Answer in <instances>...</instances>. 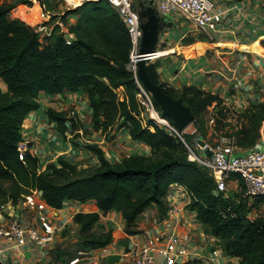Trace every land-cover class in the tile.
Returning <instances> with one entry per match:
<instances>
[{
	"label": "trees",
	"instance_id": "trees-1",
	"mask_svg": "<svg viewBox=\"0 0 264 264\" xmlns=\"http://www.w3.org/2000/svg\"><path fill=\"white\" fill-rule=\"evenodd\" d=\"M40 1L49 5L47 0ZM19 3L28 6L31 1ZM16 4L0 1V81L5 87V91L0 89V206L8 201L16 203L30 190H37L45 203L56 209L65 201L94 202L100 214L73 215L72 223L78 227L75 253L67 255L70 249L56 250L55 259L60 261L78 252L110 245L112 231L100 222V216L110 211L121 215L126 235L138 234L139 216L153 206L160 215L164 214L166 193L170 185L177 183L189 192L187 210L195 213L196 222L207 235L219 240L226 256L240 258L239 264H264V220L247 218L251 207L264 201V197L247 205L241 196L226 199L214 194L215 183L208 171L189 162L180 139L144 114L136 98L138 84L141 85L137 69H129L126 27L113 7L106 0H87L65 11L60 16L64 24L69 16L75 17L74 24L68 27L74 40L67 45L57 27L40 42L33 28L10 17ZM146 71L151 82L164 93L174 100L181 99L190 108L196 124L195 135H183L170 119L161 118L187 144L193 142L194 136L204 139L199 122L206 110L218 109L221 104L218 95L194 86L175 89L159 79L157 65L147 64ZM66 92L80 93L87 100L92 131L113 138L124 129L132 141L146 145L150 154L129 155L110 162L100 147L88 145L86 150L96 156L98 165L85 175H79L77 166L61 157L42 169L39 159L30 151V144L25 145L24 161H20L22 125L29 113L40 110L39 96ZM153 105L160 112L154 102ZM44 112L62 138L82 130L81 120L73 113L50 108ZM242 118L245 124L233 135L238 146L249 148L264 121V102L246 109ZM216 123L220 121L216 119Z\"/></svg>",
	"mask_w": 264,
	"mask_h": 264
},
{
	"label": "crops",
	"instance_id": "crops-1",
	"mask_svg": "<svg viewBox=\"0 0 264 264\" xmlns=\"http://www.w3.org/2000/svg\"><path fill=\"white\" fill-rule=\"evenodd\" d=\"M47 1L51 6L52 3L57 2L58 4L60 0ZM84 1L87 0H69L68 3L73 5L70 6L66 3V0H61L57 6L61 11L56 14L62 15L65 11L79 6ZM211 1L214 4V9L222 12L221 22L216 25L215 30L212 32H191L186 22L178 19L174 20L173 18L164 26L157 45L158 50H164L158 53V56L162 57L160 60L158 59V64L156 63L157 73L161 81L168 82L175 89L182 86H194L218 95L221 100L220 105L223 108L225 107L224 110L231 109L235 111L234 116L237 118V115L243 114L251 106L264 102V0ZM23 6L25 7V5ZM74 22L75 17L69 16L65 25L69 27ZM175 66L177 69L172 72L171 67L175 68ZM0 86H2L0 89L5 91L1 81ZM48 97L50 96L45 94L39 96L42 108L27 115L21 130L22 144H30V150L36 153L42 169L46 164L54 162L58 157L57 154L60 155L66 152L68 147L74 148V144L69 141L71 135L65 138L67 143L62 144L64 141L55 132L54 124L48 122L43 107L45 106L43 100ZM62 97L64 98L62 99L64 102L62 111L69 104L73 105V110L76 111L79 108L76 107V100L79 104L81 100L87 102L80 93L66 92L51 96L55 100ZM57 110L60 111V109ZM75 113L73 112V114ZM225 120L231 122L230 119ZM241 120L239 127H241L242 122L245 124L242 118ZM85 126L89 127V122ZM234 131H237V128ZM197 138L200 137L194 136L192 141ZM100 143H103V141ZM105 144V147L100 144V148L106 152L109 149L108 155H105V157L107 156L106 158L110 162L128 156L129 153L134 151L132 150L133 146L138 148L135 151L141 153V155L150 154L146 145L132 141L124 129L117 131L113 140L109 142V148L108 142ZM129 150L131 152L127 153ZM231 186H237L236 181H231ZM186 200L183 195H177L173 201L166 202L167 209L162 215L158 213L155 206L144 211L137 221L139 233L131 237L124 233L125 223L119 213L110 211L107 215L100 216V222L112 231L111 244L96 251L101 256V264H132L134 258L133 244L142 247L145 245L146 240L157 232L169 234L173 230L176 232L190 230L197 242L195 245L190 244L192 249H199L198 246H203V241L209 239V235L204 232L203 227L195 221L193 215L183 212L178 213L187 204L188 201ZM17 212L22 218L28 217L21 210ZM79 212L92 213L98 211L92 201L84 204L76 201H65L62 213L56 219V223L61 225L63 230L58 235L54 247L50 250L39 247H26L23 251L11 255L7 263L67 264L73 258L78 257L81 252L76 253L73 257H63L62 260H58L56 263L50 262L51 253L58 249L67 250L71 244V242H65L68 227L77 231V238L74 240L73 245L78 242V227L72 223V218L75 213ZM206 251H208V248H205L204 252ZM231 261L233 264L240 262L238 257L232 258ZM79 264L90 263L82 259ZM187 264L202 263L192 260Z\"/></svg>",
	"mask_w": 264,
	"mask_h": 264
},
{
	"label": "built area",
	"instance_id": "built-area-1",
	"mask_svg": "<svg viewBox=\"0 0 264 264\" xmlns=\"http://www.w3.org/2000/svg\"><path fill=\"white\" fill-rule=\"evenodd\" d=\"M30 1L31 5L22 6L25 10L21 11L22 14L19 18L30 24V27L38 34L40 42H43L44 38L51 34L54 27H57L58 33L64 36L65 43L69 45L74 40V35L60 20V16L52 20L54 22H51V14L41 1ZM106 1L113 7L119 19L125 25L130 43V63L132 57L136 61L142 30L139 15L136 9L133 8V0ZM155 10L160 17L172 16L174 20L178 19L186 22L191 32H212L215 30L216 25L221 22L222 16L220 10L214 9L211 0H157ZM157 53L158 51L151 54L148 62L162 57H156ZM134 70L135 65H133ZM138 89L139 92L136 98L138 104L144 110V114L180 139L186 148L187 160L207 170L212 176L215 183L214 194H219L226 199L232 197V193H229L228 190V181L232 180L236 181L237 184L238 182L243 183L245 191L241 198L247 205H251L257 198L264 197V121L261 122L258 128V136L254 145L249 148L238 146L235 136L229 132L220 133L213 144H208L202 138H197L205 142L203 147L196 143L197 139H194L191 144H187L181 134L168 121L160 118L154 108L150 94L139 84ZM118 94L122 97V89L118 90ZM59 100H55L50 96L43 100L45 103L43 107L54 111H58L57 109L62 111L64 102L61 100L62 103H60ZM38 102L41 106L40 99H38ZM80 102L81 111L80 113L77 111L75 115L82 121L90 110L87 102H83V100ZM140 118L144 121L143 114L140 115ZM75 133H81V130ZM25 145H20L18 149V159L22 162L26 151ZM206 149L210 151V156L205 155ZM33 154L36 156V153ZM179 194L183 195L188 202L182 211L178 213H188L195 218V213L187 210L190 195L184 186L177 183L170 185L165 201H173ZM235 200L238 202V199ZM62 209L63 206L56 209L47 205L37 190H30L27 194L22 195L16 203L8 201L1 205L0 264H8V258L11 255L23 251L26 247L52 249L58 235L63 230V227L56 223ZM18 210L25 212L28 217L22 218L17 212ZM248 213L247 218L253 220L248 217ZM196 243V239L190 230L184 232L173 230L169 234L157 232L146 240L144 246L139 247L133 244L134 258L132 264H187L192 260L202 264H233L231 259L234 257L225 255L217 238L209 235V239L203 241V246L200 245L198 246L199 249L194 250L191 245ZM205 248H208V251L204 252ZM96 251L79 253L78 257L73 258L67 264H79L82 259L87 260L90 264H101V256Z\"/></svg>",
	"mask_w": 264,
	"mask_h": 264
},
{
	"label": "rangeland",
	"instance_id": "rangeland-1",
	"mask_svg": "<svg viewBox=\"0 0 264 264\" xmlns=\"http://www.w3.org/2000/svg\"><path fill=\"white\" fill-rule=\"evenodd\" d=\"M0 1H4L7 3H14V2L17 3L16 5H18L17 6L18 8H16L15 10H12V12L10 13L11 18H19L17 16H20L21 11L25 10V8L22 7L24 4L19 3V0H0ZM68 1L69 0H66V3L70 6H73V5L69 4ZM60 2H61V0L58 1V4H57V2L52 3L51 6L45 4L46 9L50 11L51 22H54V21H52V18H54L53 20H55L59 16H62L60 14H56V13H60V11H61L57 7ZM143 2H145L144 4H146L147 6H150V7H153L156 9L157 0H143ZM62 4H65V3H62ZM163 18L167 19V22H166V24H167L170 21V19L172 18V16H163ZM19 19H21V18H19ZM21 20L25 24L30 26L29 23H27L23 19H21ZM157 51L161 52L164 50H157ZM159 60L150 61L147 64L156 65V63L158 64ZM133 65H135V64L130 63L129 69L133 70ZM176 69H177L176 66H175V68L171 67L172 72L175 71ZM0 88H2V86H0ZM62 99H64V98L62 97L59 100L60 103H62V101H61ZM72 102L74 103L75 101H72ZM77 103H78V100H76L75 104H76V107H79V109H77L75 111V110H73L74 106L69 104L64 109V112L69 113V114H71V112L72 113L77 112V111L80 112L82 107H81V104H79V103L77 104ZM221 108H222V110H221ZM224 108H223V106L220 105L218 107V109L213 107V108L206 110L202 116L201 121L199 122V125L202 127V133L201 134L203 135V138H204L203 140H205L208 144H213L214 141H216V139L218 138L220 133L228 132V131H231L232 133H234V132H236V131H234L236 128L238 130L242 127L243 122L241 124V127H239V124L242 121L241 120L242 114L237 115L238 117L235 118V116H234V113L236 114L235 111H233L231 109H225L224 110ZM219 110H221L220 113H218ZM158 115L160 116V118L162 117L160 115V112H158ZM216 119H218L220 121L219 124H217V123L215 124ZM225 119H230L231 122H227ZM80 122L83 125L81 133H78V134L73 133L71 135V137H69V141L72 144H74V146H73L74 148L68 147L66 152H63L60 155L57 154L58 157H56V159L61 157L63 159L65 158L66 160H69L71 163H73L77 166L79 175H85L90 170H92L93 168H95L98 165V159L96 158V156L93 153L86 150V146L96 144L99 147L100 144H103V147H105V145H106L105 143L108 142V144H109V142H111L113 140L115 135L113 138L110 136V134L103 136L102 134H100L98 132L92 131L88 126L86 127L85 125L89 122V117L87 115ZM225 125H227V126H225ZM195 128H196V124L192 123L184 131H182V133H183V135H189L190 137H192L193 135H195ZM67 136H70V134H67L66 137ZM65 138H62V140L64 141L62 144L67 143ZM101 141H103V143H100ZM76 142H78V143H76ZM75 143H76V145H75ZM109 147H110V144L108 145V148ZM136 149H138V148L133 146L132 150H134V151H132V152H134V153H132L130 150L127 153L131 152V153H129V155H141V153H138L137 151H135ZM58 150H60V149H58ZM108 150H107V152L103 151L105 155H108ZM120 159L121 158H118L117 160H120ZM113 160L115 161L116 159H113ZM231 181L232 180H230V182H228L229 193H232V195L234 197H240L245 191V187H244L243 183L238 182L237 186L233 187V186H231ZM248 217H250L253 220H256V219L264 220V201L263 200H262V202L257 203V206L251 207V210L248 213ZM67 231L68 232L66 234L67 237L65 239L66 240L65 242H68V243L71 242V244L68 247V249H70V252H68L67 255H73L75 253V249L73 248V246H74L73 244H74V240L77 238V231L71 227H68ZM61 250H63V249H61ZM57 261L58 260L55 259V253H51L50 262L56 263Z\"/></svg>",
	"mask_w": 264,
	"mask_h": 264
},
{
	"label": "water",
	"instance_id": "water-1",
	"mask_svg": "<svg viewBox=\"0 0 264 264\" xmlns=\"http://www.w3.org/2000/svg\"><path fill=\"white\" fill-rule=\"evenodd\" d=\"M133 8L136 9L139 15L142 30L138 57L135 61L138 82L159 107L161 116L170 119L176 129L182 132L194 121L190 108L185 106L181 99L174 100L164 93L159 85L151 82L146 71L149 56L157 52L159 36L166 25L167 19L158 16L155 8L147 6L139 0L133 2ZM196 143L201 147L205 145L202 139H197ZM205 155H211L208 149L205 150Z\"/></svg>",
	"mask_w": 264,
	"mask_h": 264
},
{
	"label": "bare ground",
	"instance_id": "bare-ground-1",
	"mask_svg": "<svg viewBox=\"0 0 264 264\" xmlns=\"http://www.w3.org/2000/svg\"><path fill=\"white\" fill-rule=\"evenodd\" d=\"M21 14H22V12H21ZM20 16H17V17H20ZM158 53H159V51H158ZM158 53L156 54V57H161V56H158ZM131 64H135V58L134 57H132V59H131Z\"/></svg>",
	"mask_w": 264,
	"mask_h": 264
},
{
	"label": "flooded vegetation",
	"instance_id": "flooded-vegetation-1",
	"mask_svg": "<svg viewBox=\"0 0 264 264\" xmlns=\"http://www.w3.org/2000/svg\"><path fill=\"white\" fill-rule=\"evenodd\" d=\"M140 2H143L142 0Z\"/></svg>",
	"mask_w": 264,
	"mask_h": 264
}]
</instances>
